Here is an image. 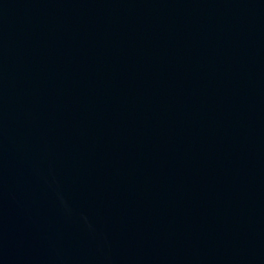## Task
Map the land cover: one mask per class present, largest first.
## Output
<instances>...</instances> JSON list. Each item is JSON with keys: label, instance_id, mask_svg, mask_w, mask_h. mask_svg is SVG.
<instances>
[{"label": "water", "instance_id": "1", "mask_svg": "<svg viewBox=\"0 0 264 264\" xmlns=\"http://www.w3.org/2000/svg\"><path fill=\"white\" fill-rule=\"evenodd\" d=\"M0 264H264V0H0Z\"/></svg>", "mask_w": 264, "mask_h": 264}]
</instances>
